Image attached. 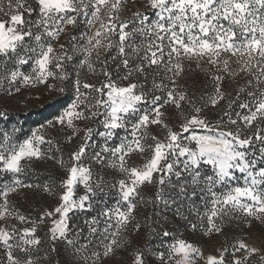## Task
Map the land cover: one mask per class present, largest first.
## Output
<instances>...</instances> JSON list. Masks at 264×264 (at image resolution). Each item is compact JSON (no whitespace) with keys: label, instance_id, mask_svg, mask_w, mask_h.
I'll list each match as a JSON object with an SVG mask.
<instances>
[{"label":"snow or ice","instance_id":"snow-or-ice-1","mask_svg":"<svg viewBox=\"0 0 264 264\" xmlns=\"http://www.w3.org/2000/svg\"><path fill=\"white\" fill-rule=\"evenodd\" d=\"M133 2L0 0V92L74 89L23 140L0 127V264H264V0Z\"/></svg>","mask_w":264,"mask_h":264},{"label":"rangeland","instance_id":"rangeland-1","mask_svg":"<svg viewBox=\"0 0 264 264\" xmlns=\"http://www.w3.org/2000/svg\"><path fill=\"white\" fill-rule=\"evenodd\" d=\"M138 3V0H134L133 3H129L127 7L133 9ZM24 71H30V69L25 66ZM75 79V74L73 73V80ZM82 83L84 81H89L93 83H98L99 79L102 77H96L93 75L84 72L80 77ZM59 84V82H57ZM74 98V89L71 85L66 86V91L64 93L59 92H49L43 85H39L35 88H24L19 94H15L12 97H7L0 92V110H7L8 116L5 120H0V127L8 126L15 124L22 129L19 133L20 140H23L27 135L30 134L31 130L38 128L41 124L46 123L48 120L54 119L69 103H71ZM77 142H74L72 145L62 144L61 149L64 154V159L67 160V155L69 151L76 146ZM44 149H48V145L44 146ZM55 152V149H53ZM57 158H59L60 153H55ZM37 173H48L58 174L54 162L49 160L37 161L33 165ZM10 179V177H0V182ZM21 179H26L27 182H31L35 179L34 175L29 173L27 177L22 176ZM24 197L13 196L12 200L17 203V206L21 209L24 214L35 215L33 212V207L37 204H44L45 201L41 199L38 195L34 198L33 191L30 189H24ZM82 194V190L77 193V195ZM148 194V190H145V195ZM109 203H114V200L109 197L107 198ZM48 202H51L50 200ZM146 230H141L137 235L132 236V244L129 247V251L133 250L137 246H142L146 237L144 232ZM183 233V238L197 244L202 248L205 254L212 253L214 254L216 249L220 247L224 241V237L220 235H213L211 237H205L201 232H190L185 231L183 228L180 229ZM250 233H253V241L259 244L261 238H264V228H261L260 225L254 224L251 229H247ZM226 234H235V230L231 228L225 229ZM43 236V232L40 233ZM153 243H158L153 241ZM56 259L55 254H53V264ZM120 259H122L125 264L129 261V256L127 253H121ZM108 264H116L115 261L108 262Z\"/></svg>","mask_w":264,"mask_h":264},{"label":"crops","instance_id":"crops-1","mask_svg":"<svg viewBox=\"0 0 264 264\" xmlns=\"http://www.w3.org/2000/svg\"><path fill=\"white\" fill-rule=\"evenodd\" d=\"M207 254H212V253H207Z\"/></svg>","mask_w":264,"mask_h":264}]
</instances>
